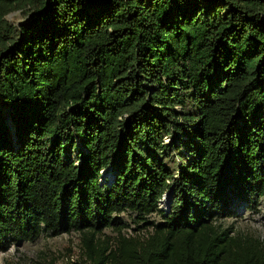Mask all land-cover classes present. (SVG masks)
<instances>
[{"label":"trees","instance_id":"16d2710c","mask_svg":"<svg viewBox=\"0 0 264 264\" xmlns=\"http://www.w3.org/2000/svg\"><path fill=\"white\" fill-rule=\"evenodd\" d=\"M262 197L264 0H0V252L45 230L76 264H264L226 223Z\"/></svg>","mask_w":264,"mask_h":264},{"label":"rangeland","instance_id":"374dc122","mask_svg":"<svg viewBox=\"0 0 264 264\" xmlns=\"http://www.w3.org/2000/svg\"><path fill=\"white\" fill-rule=\"evenodd\" d=\"M7 19L20 25L28 20V17L21 10L10 12ZM4 113H9V107L1 104ZM169 140V138L167 139ZM186 153L179 156L176 151L171 159L167 161L168 166L176 171L181 161H185ZM107 173H104V177ZM102 177V178H104ZM237 211L239 217L234 220H226L227 225L233 224L240 232L259 238L264 241V197L260 201L257 210H250L246 204H240ZM129 223L131 228L126 232L132 233V230H139L142 224L133 222V214L130 212L121 214ZM158 215L149 217V220H158ZM108 235H114L111 229L105 230ZM82 259V239L77 232L52 235L49 231H43L36 241L19 242L6 251L0 252V264H76Z\"/></svg>","mask_w":264,"mask_h":264},{"label":"water","instance_id":"95a60500","mask_svg":"<svg viewBox=\"0 0 264 264\" xmlns=\"http://www.w3.org/2000/svg\"><path fill=\"white\" fill-rule=\"evenodd\" d=\"M109 171H111V168H109ZM103 173H105V172L103 171ZM167 195H169V198H170V199H169V202H168V206H167L166 208H162V207L160 206V208H161V209H164V210H166V211H169V209H170V204H171V201H172V189L169 190L167 193H165L163 198H165Z\"/></svg>","mask_w":264,"mask_h":264},{"label":"bare ground","instance_id":"6f19581e","mask_svg":"<svg viewBox=\"0 0 264 264\" xmlns=\"http://www.w3.org/2000/svg\"><path fill=\"white\" fill-rule=\"evenodd\" d=\"M168 202H169V196L167 195L160 203L162 208H166L168 206Z\"/></svg>","mask_w":264,"mask_h":264}]
</instances>
